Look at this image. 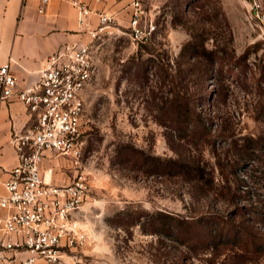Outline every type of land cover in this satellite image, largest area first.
<instances>
[{
  "label": "rangeland",
  "instance_id": "1",
  "mask_svg": "<svg viewBox=\"0 0 264 264\" xmlns=\"http://www.w3.org/2000/svg\"><path fill=\"white\" fill-rule=\"evenodd\" d=\"M141 2L150 40L133 41L129 25L94 44L80 169L91 188L75 217L87 243L63 262L235 264V235L264 241V0ZM171 91L193 99L208 135L183 139L170 127ZM158 159H194L202 190L182 174H159ZM170 217L193 219L202 244L168 237ZM213 221L228 229L220 256L208 248Z\"/></svg>",
  "mask_w": 264,
  "mask_h": 264
},
{
  "label": "built area",
  "instance_id": "2",
  "mask_svg": "<svg viewBox=\"0 0 264 264\" xmlns=\"http://www.w3.org/2000/svg\"><path fill=\"white\" fill-rule=\"evenodd\" d=\"M47 4L49 0H42ZM78 11L80 32L86 43L65 44L51 54L39 72L37 82L21 85L10 71L0 67V101L23 104L35 119L33 128L14 135L12 144L18 164L4 182L0 194V264H64L63 258L87 243L76 214L87 201L90 182L80 170L84 146V93L97 76L94 44L114 28V15L95 13L98 27H90L94 14L86 0H65ZM130 21L132 39L138 44L150 40L154 27L142 26L141 0L133 3ZM42 12V10H41ZM64 159L77 170L68 184L47 180L54 167L44 169L46 159Z\"/></svg>",
  "mask_w": 264,
  "mask_h": 264
},
{
  "label": "crops",
  "instance_id": "3",
  "mask_svg": "<svg viewBox=\"0 0 264 264\" xmlns=\"http://www.w3.org/2000/svg\"><path fill=\"white\" fill-rule=\"evenodd\" d=\"M135 0H86L94 14L90 27L99 25L95 13L114 15L117 26L128 28ZM42 10V12H41ZM88 34L80 32L78 11L65 0H0V67L10 66V71L21 85H30L39 79L48 57L62 45L86 43ZM89 88V87H88ZM87 88V89H88ZM86 89V91H87ZM84 93V101L85 95ZM35 125L26 107L13 100L0 101V194L5 195L4 182L9 171L18 164V155L12 139ZM62 159H46L43 168L54 167L47 180L54 184L71 183L75 175ZM0 215L4 211L0 210Z\"/></svg>",
  "mask_w": 264,
  "mask_h": 264
},
{
  "label": "trees",
  "instance_id": "4",
  "mask_svg": "<svg viewBox=\"0 0 264 264\" xmlns=\"http://www.w3.org/2000/svg\"><path fill=\"white\" fill-rule=\"evenodd\" d=\"M196 59V58H194ZM200 60V59H199ZM198 61V59H197ZM216 61H211L210 63H215ZM201 64L202 62H198ZM221 80V79H220ZM173 94L172 96V116L174 119L172 122L175 124H171V128L179 133V136L183 137V139L187 138H196L197 136L208 135V133L203 129L200 125L201 121V114L196 113L195 110H197V106L193 104V99L191 97H187V94H182L179 91H171ZM197 96V94L192 95ZM199 97H196L198 99ZM213 99V96L211 97ZM181 108H186L187 112L181 111ZM162 113L166 115L169 112H165L167 110V107H162ZM169 110V111H171ZM177 111V113L175 112ZM180 112V113H179ZM176 114V116H175ZM201 121V122H200ZM198 124L197 128L196 125ZM167 126V125H166ZM198 140V139H197ZM261 146V145H260ZM258 150L263 152V147H257ZM245 158L242 157V159ZM252 159V158H251ZM151 159H145L144 163L145 165H150ZM252 160H255L253 158ZM158 162V165L155 166L158 168V166H161V171H159V174H173L174 176L176 174L184 176L185 178L188 177L189 182L196 184V187L198 190H202V187L204 186V170L201 168L200 164L195 165L194 159H158L155 160ZM213 180V179H212ZM213 182H211L210 186L212 188ZM172 221V223H170ZM195 221L193 219H187V218H172L170 217V220L167 222H163L162 224V230L166 233L168 237L175 238L178 240H181L183 244H185L189 248L198 247L202 244V240L200 239V234L197 232V229L194 227ZM212 230L209 231V238L210 241L208 243V248L210 245V248H213L215 250V255L220 256L223 254V246H228L229 244V236H226V232L228 229H224V227H219L220 223L212 222ZM216 226V227H215ZM241 229V228H240ZM225 230V233H223ZM248 237L252 236L251 234H246ZM216 236L218 239H216ZM247 236H244V234H237L232 239L234 248L238 249V251L231 257V261L235 264H248L253 262L254 264H257L258 261L264 256V241L263 243L256 242L252 236V240L248 241L246 239Z\"/></svg>",
  "mask_w": 264,
  "mask_h": 264
}]
</instances>
